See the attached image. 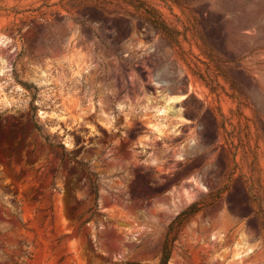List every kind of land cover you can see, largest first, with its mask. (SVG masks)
<instances>
[{
  "label": "rangeland",
  "instance_id": "1",
  "mask_svg": "<svg viewBox=\"0 0 264 264\" xmlns=\"http://www.w3.org/2000/svg\"><path fill=\"white\" fill-rule=\"evenodd\" d=\"M184 211L169 264H264V0H0V264H159Z\"/></svg>",
  "mask_w": 264,
  "mask_h": 264
},
{
  "label": "trees",
  "instance_id": "2",
  "mask_svg": "<svg viewBox=\"0 0 264 264\" xmlns=\"http://www.w3.org/2000/svg\"><path fill=\"white\" fill-rule=\"evenodd\" d=\"M98 178L91 179L89 178V194L92 196L93 205L89 208L88 212L91 216H93L97 210V196H98ZM75 206H73L74 209ZM185 211L181 212L174 220L169 224L168 229L165 234V238L163 241L162 249H161V258L159 264H169V260L171 257L172 249L174 243L179 235L180 230L185 224L186 218L184 217ZM81 216H79V219ZM90 218L84 220L82 224L87 223Z\"/></svg>",
  "mask_w": 264,
  "mask_h": 264
},
{
  "label": "bare ground",
  "instance_id": "3",
  "mask_svg": "<svg viewBox=\"0 0 264 264\" xmlns=\"http://www.w3.org/2000/svg\"><path fill=\"white\" fill-rule=\"evenodd\" d=\"M164 84H162L163 85L162 90H166L168 88V86L166 87L167 83H164ZM182 98H184V96ZM167 100L169 103L179 102L178 97H170ZM184 125H186V123L182 122L178 125V127L181 129ZM188 128H191V126H188Z\"/></svg>",
  "mask_w": 264,
  "mask_h": 264
}]
</instances>
